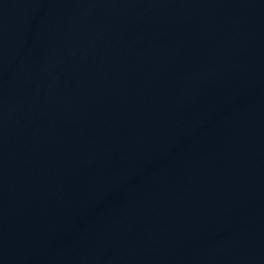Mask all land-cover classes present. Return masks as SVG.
Returning a JSON list of instances; mask_svg holds the SVG:
<instances>
[{"label":"water","instance_id":"water-1","mask_svg":"<svg viewBox=\"0 0 264 264\" xmlns=\"http://www.w3.org/2000/svg\"><path fill=\"white\" fill-rule=\"evenodd\" d=\"M0 264H264V0H0Z\"/></svg>","mask_w":264,"mask_h":264}]
</instances>
